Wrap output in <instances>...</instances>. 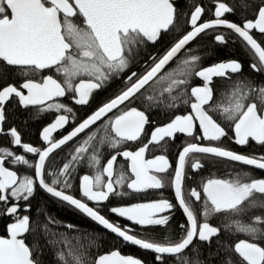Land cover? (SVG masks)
I'll list each match as a JSON object with an SVG mask.
<instances>
[{
  "label": "snow or ice",
  "instance_id": "1",
  "mask_svg": "<svg viewBox=\"0 0 264 264\" xmlns=\"http://www.w3.org/2000/svg\"><path fill=\"white\" fill-rule=\"evenodd\" d=\"M204 35L247 69L204 66ZM21 110L50 120L39 146ZM0 137V264H264V0H0ZM206 163L224 175L197 181ZM38 193L92 227L33 213Z\"/></svg>",
  "mask_w": 264,
  "mask_h": 264
},
{
  "label": "flooded vegetation",
  "instance_id": "2",
  "mask_svg": "<svg viewBox=\"0 0 264 264\" xmlns=\"http://www.w3.org/2000/svg\"><path fill=\"white\" fill-rule=\"evenodd\" d=\"M203 2L205 3V5H207L210 2V0H203ZM207 15H209V14L206 13V16ZM230 18L231 19H235V17H230ZM206 36L212 37V35H206ZM212 41H213V39H212ZM235 46L238 49V51H237V53L235 55H227V56H222V57L216 58L215 60H212V62L207 63V64H204V66H208V65H210L213 62H218L220 60H224V59H228V58H238V59H240V60H242L244 62L245 68L247 69V66H248V63H249V59H250L249 56L246 54V52L243 49L242 45H240L239 43H237ZM107 93L108 92H104L103 93V96H98L97 99H96V102L93 104V107H95L96 106V103H99V101L101 99H103L104 96ZM76 108L79 109L78 115H81V116L84 115V112L87 110L86 109V106L85 107L76 106ZM18 113H23L25 116H28V113L25 112V111H23V110L18 111L17 114ZM153 118H155L154 115H152V117H150L151 120H153ZM10 121L14 122L19 127V129H20V131L22 133V139H23V141L24 142H30L33 146H39L40 145L41 142L39 140V131L42 129V126L46 122H50V120L48 119L47 116H45L41 120H32V121H35L37 123V127L35 128V130H34V132L32 134H29L28 135V134H26V132L24 131V129L22 128V126L19 125L16 121H14L11 118V115H10ZM153 121H156V120L154 119ZM159 121H156V122H159ZM6 127H7V125H6ZM146 127L148 129L149 134H150V131H151L153 125H149V126H146ZM58 135H59V133H54V136L58 137ZM184 139H185V137L183 136V134H177V137H176V140H175V144L176 145H180L184 141ZM7 143H8V141L5 138L0 137V145H6ZM223 146L228 147V148H231V149H233V150H235L237 152L244 153V154H252L254 151L256 152V154H260V149L258 150V149H254L253 148L254 146H256L254 144V142H252V145L251 146H238V145H235L234 143L228 141L227 139H225L223 141ZM256 147L258 148L259 146H256ZM15 150L18 153L22 152V149H19V148H16ZM155 154H160V153L157 152ZM152 155H153L152 152H149L148 153V157L149 158H152ZM169 155H170V157H173L174 158V156H175V147L174 146L170 149ZM19 171L20 172H23L24 169L21 168V169H19ZM85 171H86V169H82L80 174H84ZM224 171H225V169L222 166H217L216 168H213L211 165H208L206 163V167L204 169H202L201 172H200V174L197 176V181H199V179L201 177H203V178H209V177L212 176L213 173H215L218 177H222L224 175ZM254 174L256 176H260L261 175V172H260V170H254ZM74 183L78 184V181H75ZM193 186H195V185H193ZM164 194H165V196H172V192H171L170 189H165L164 190ZM42 195H43L42 193H38L32 203H34L35 200L36 199H39V197H41ZM75 195H77V197H79L78 191L75 193ZM156 195H157L156 192L150 190L147 197H145L143 199H140V200H131L130 202H147L148 199L154 198ZM116 199H119V198H116ZM124 200L128 201L129 198L125 197ZM110 218L111 219H114V220L118 219L121 223H125V224H128V225L131 224V222L125 221V220H123V218H116L114 216L113 217H110ZM176 219L177 220L182 219L179 213H177ZM3 234H5V226H4V222L2 220H0V235H3ZM122 254H124V253H122ZM134 257H136V256H134Z\"/></svg>",
  "mask_w": 264,
  "mask_h": 264
},
{
  "label": "trees",
  "instance_id": "3",
  "mask_svg": "<svg viewBox=\"0 0 264 264\" xmlns=\"http://www.w3.org/2000/svg\"><path fill=\"white\" fill-rule=\"evenodd\" d=\"M198 43H200L201 45H207L209 49H213V41L211 39V37L204 35L199 41ZM238 49L237 47L234 45L232 47L229 48H225V47H215L213 49V55L211 57H207L203 60V64H207L212 62V60H215L216 58L222 57V56H227V55H235L237 53ZM118 87V84H113L112 88L108 90V93L105 95L107 96L108 94H110L112 91H114L116 88ZM99 96H103V93H100ZM104 96V97H105ZM154 115L155 118H153V120L155 119L156 121L161 120V116L159 114H152ZM151 115V117H152ZM11 118L16 121L19 125L22 126V128L24 129V131L26 132V134H32L35 130V128L37 127V123L35 121L32 120H28L27 124L25 125L23 123V121L27 118V116H25L23 113H18L15 116H11ZM254 149H258L256 146L253 147ZM65 154H66V150H65ZM43 205L46 210L50 213V214H54L55 217L61 221H66L69 223H76L79 224L82 227H92V225L89 223V221H87L86 218L82 217L80 214L76 213L73 209H71L70 207H66L63 206L57 202H55L53 199L49 198L47 195L43 194L41 197H39V199H36L35 202L33 203V213H35V208L37 205ZM97 231H104L102 229H100L97 226ZM103 243V248L101 249L102 252H106L111 250L110 245L112 244V240H111V234H109V239L105 240L102 242ZM116 247L119 248V250L124 253V254H132L134 256H136L137 258H141V259H147V254L143 251L140 250L138 248H135L133 246L130 245H116Z\"/></svg>",
  "mask_w": 264,
  "mask_h": 264
},
{
  "label": "water",
  "instance_id": "4",
  "mask_svg": "<svg viewBox=\"0 0 264 264\" xmlns=\"http://www.w3.org/2000/svg\"><path fill=\"white\" fill-rule=\"evenodd\" d=\"M132 246V245H131ZM134 247H136V248H138L137 246H134ZM125 255H127V254H125ZM137 258V257H136Z\"/></svg>",
  "mask_w": 264,
  "mask_h": 264
},
{
  "label": "bare ground",
  "instance_id": "5",
  "mask_svg": "<svg viewBox=\"0 0 264 264\" xmlns=\"http://www.w3.org/2000/svg\"><path fill=\"white\" fill-rule=\"evenodd\" d=\"M211 39H212V37H211Z\"/></svg>",
  "mask_w": 264,
  "mask_h": 264
}]
</instances>
